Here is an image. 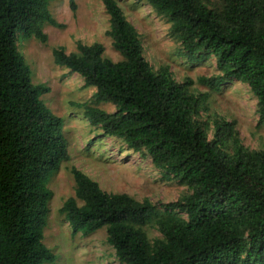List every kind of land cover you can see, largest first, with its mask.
Returning <instances> with one entry per match:
<instances>
[{
  "label": "trees",
  "instance_id": "obj_1",
  "mask_svg": "<svg viewBox=\"0 0 264 264\" xmlns=\"http://www.w3.org/2000/svg\"><path fill=\"white\" fill-rule=\"evenodd\" d=\"M141 1L166 21L188 61L214 58L218 74L200 79L211 93L245 84L264 120V0ZM50 2L0 0V264L56 261L45 243L49 185L70 160L68 136L42 100L50 89L33 83L19 50V37L45 43L44 27H61ZM101 3L118 60L100 44L77 42L73 53L54 49V63L96 89L91 101L74 105L92 127L186 193L165 206L138 202L104 192L71 167L74 196L58 211L71 234L104 229L121 264H264V151L244 147L236 123L210 113L209 93L195 94L167 65L154 70L118 3Z\"/></svg>",
  "mask_w": 264,
  "mask_h": 264
},
{
  "label": "rangeland",
  "instance_id": "obj_2",
  "mask_svg": "<svg viewBox=\"0 0 264 264\" xmlns=\"http://www.w3.org/2000/svg\"><path fill=\"white\" fill-rule=\"evenodd\" d=\"M115 1L138 31L144 58L151 67L158 70L167 65L176 81L182 83L188 79L192 82L191 89L195 94L209 93L210 113L234 121L244 147L264 151V120H260L256 99L248 87L231 81L219 92L211 93L200 79L218 74L214 58L188 61L181 53L179 43L170 37L166 21L146 2ZM49 10L61 27L45 26V43L33 37L24 40L19 37V50L30 67L32 81L50 89L42 100L65 121L64 131L68 136L70 160L61 166L49 185L53 196L45 243L56 257L54 264H121L106 243L104 229L89 236H73L71 228L60 216L58 211L65 200L74 196L71 167L95 181L104 192L126 194L138 202L148 199L155 205L165 206L178 200L186 189L174 180L164 181L150 160L133 154L120 140L103 137L99 129L92 127L74 105L91 101L96 89L85 86L79 75L54 63V49L73 53L77 42L100 44L106 57L118 60L106 34L108 17L101 0H51ZM99 108L114 112V107L108 103H100ZM147 233L151 238L160 237L155 230L148 229Z\"/></svg>",
  "mask_w": 264,
  "mask_h": 264
}]
</instances>
